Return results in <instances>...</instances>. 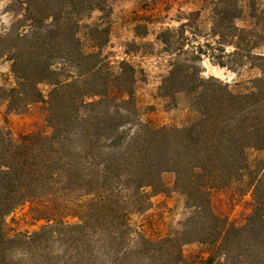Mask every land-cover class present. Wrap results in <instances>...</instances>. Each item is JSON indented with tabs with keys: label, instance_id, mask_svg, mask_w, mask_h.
<instances>
[{
	"label": "trees",
	"instance_id": "obj_1",
	"mask_svg": "<svg viewBox=\"0 0 264 264\" xmlns=\"http://www.w3.org/2000/svg\"><path fill=\"white\" fill-rule=\"evenodd\" d=\"M212 1L208 37L239 52L246 31L234 25L241 18L237 0ZM15 2L22 32L10 35L0 55L11 61L16 86L6 96L0 88V101L11 111L45 103L51 133L14 142L0 128V264H264V158L259 175L247 158L249 149L264 153V56L260 77L246 93L203 78L184 61L172 64L160 92L189 96L196 119L179 129L153 128L133 119V68L121 62L117 74L100 76L99 51L82 49L81 23L94 10L105 12L103 0ZM187 26L158 39L168 47L177 43L181 52ZM97 37L90 39L94 48L102 44ZM59 61L76 75L61 80ZM42 83L52 87L46 101ZM166 173L190 214L174 236L150 240L128 218L168 190ZM233 185L252 198L251 212L238 225L214 214L210 204L212 191ZM24 203L46 225L10 237L5 218ZM193 243L204 255H183L182 247Z\"/></svg>",
	"mask_w": 264,
	"mask_h": 264
},
{
	"label": "rangeland",
	"instance_id": "obj_2",
	"mask_svg": "<svg viewBox=\"0 0 264 264\" xmlns=\"http://www.w3.org/2000/svg\"><path fill=\"white\" fill-rule=\"evenodd\" d=\"M213 2L103 0L105 12L94 10L82 21L79 30L82 49L84 53L99 51L102 60L100 76L106 73L117 74L121 62H126L133 68V98L136 108L133 119L153 128L177 129L196 119L189 96L178 94L170 98L163 97L160 92L162 82L174 63L182 64L184 61L191 64L201 71L203 78H216L238 93H246L250 87L248 83L260 77L258 58L264 56V0L236 1L241 18L235 20L234 25L239 30L246 31L242 35L239 52H236L233 45H218L208 37L212 27ZM16 10L15 0H0V50L3 44L11 40L13 32H22L17 26L22 17ZM182 24L188 26L184 29L186 41L184 40L181 52L176 51L179 48L177 43L168 47L160 42L158 34L165 30L176 31ZM95 28L99 34L103 31L105 34L96 35ZM96 37L102 42L99 48H94L93 41H90ZM197 47H201L203 54L192 55ZM218 62H222L224 67L218 66ZM56 66L61 80H69L76 75L72 67L64 66L60 61ZM15 86L11 61L6 55H0V88L6 91L4 96ZM38 89L46 101L52 87L42 83L38 85ZM46 107L45 103H37L25 111H11L6 102L0 101V128L7 131L14 142L20 136L35 132L49 135L51 130L46 123ZM247 158L251 166L258 168V173L254 175H259L260 160L264 158V153L249 149ZM162 180L168 190L152 195L146 211L132 214L128 218L129 224L150 240L174 236L181 231L190 214L184 196L173 190V174H164ZM210 199L214 214L237 225L251 212L250 192L239 195L234 185L212 191ZM32 209L31 203H24L5 218L8 236L32 234L46 225L44 220L35 216ZM67 221L72 223L74 219ZM203 251L204 247L195 243L182 247L185 257L199 252L204 255Z\"/></svg>",
	"mask_w": 264,
	"mask_h": 264
}]
</instances>
